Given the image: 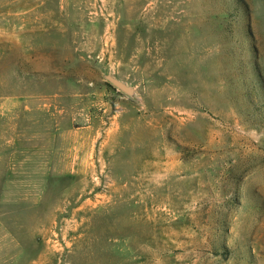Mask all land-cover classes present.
Returning a JSON list of instances; mask_svg holds the SVG:
<instances>
[{"label": "rangeland", "instance_id": "obj_1", "mask_svg": "<svg viewBox=\"0 0 264 264\" xmlns=\"http://www.w3.org/2000/svg\"><path fill=\"white\" fill-rule=\"evenodd\" d=\"M0 264H264V0H0Z\"/></svg>", "mask_w": 264, "mask_h": 264}, {"label": "water", "instance_id": "obj_2", "mask_svg": "<svg viewBox=\"0 0 264 264\" xmlns=\"http://www.w3.org/2000/svg\"><path fill=\"white\" fill-rule=\"evenodd\" d=\"M107 78L109 79V81H111L115 86L120 88L122 91H124V92H126L128 94H132L133 93V91H134L133 87L127 85L122 80H119L118 78H115L112 75H108Z\"/></svg>", "mask_w": 264, "mask_h": 264}]
</instances>
